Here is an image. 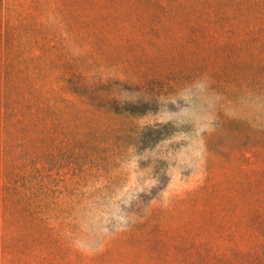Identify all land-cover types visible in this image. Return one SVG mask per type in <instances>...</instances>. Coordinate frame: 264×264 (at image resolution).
Wrapping results in <instances>:
<instances>
[{
	"label": "rangeland",
	"instance_id": "1",
	"mask_svg": "<svg viewBox=\"0 0 264 264\" xmlns=\"http://www.w3.org/2000/svg\"><path fill=\"white\" fill-rule=\"evenodd\" d=\"M0 264H264V0H0Z\"/></svg>",
	"mask_w": 264,
	"mask_h": 264
}]
</instances>
